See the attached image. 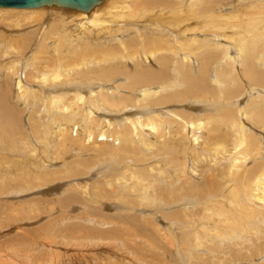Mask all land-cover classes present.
Masks as SVG:
<instances>
[{
    "label": "bare ground",
    "instance_id": "bare-ground-1",
    "mask_svg": "<svg viewBox=\"0 0 264 264\" xmlns=\"http://www.w3.org/2000/svg\"><path fill=\"white\" fill-rule=\"evenodd\" d=\"M0 264H264V0L0 8Z\"/></svg>",
    "mask_w": 264,
    "mask_h": 264
},
{
    "label": "water",
    "instance_id": "water-1",
    "mask_svg": "<svg viewBox=\"0 0 264 264\" xmlns=\"http://www.w3.org/2000/svg\"><path fill=\"white\" fill-rule=\"evenodd\" d=\"M101 0H0V8L37 9L56 3L59 6L87 11Z\"/></svg>",
    "mask_w": 264,
    "mask_h": 264
},
{
    "label": "rangeland",
    "instance_id": "rangeland-1",
    "mask_svg": "<svg viewBox=\"0 0 264 264\" xmlns=\"http://www.w3.org/2000/svg\"><path fill=\"white\" fill-rule=\"evenodd\" d=\"M43 8V7H42ZM57 9V8H56ZM58 10H65V9H58ZM67 11V10H66ZM72 12V11H70ZM156 19V18H155ZM165 19H168V16L165 17ZM158 24V23H156ZM159 25V24H158ZM161 26V25H159ZM163 27V26H162ZM100 31V29L92 36V37H95L101 41H104L103 43H99V45L96 46L95 48V51L94 52H90V51H87L86 53H84L83 56H90L92 53H95L96 55H98L99 57L102 56V55H109L111 54L112 52L114 51H119V49H116L115 46L113 44H109L107 41L103 40V39H100L103 37L104 34H98V32ZM125 31V30H124ZM124 31H122L120 33V36H123L124 35ZM103 32V31H102ZM156 33L158 32H151L150 30H147V34L150 35V37H153V35H155ZM234 35V34H233ZM235 36V35H234ZM236 37V36H235ZM136 42V41H135ZM134 42L129 44V46H133ZM73 59H76V57H74ZM213 225H217V221L213 222ZM234 228H231V230H228V231H224L225 232V235H224V238H227V239H230L233 243H237V241L240 239L236 236L234 230ZM236 231H237V227H235ZM240 235H241V232L239 230L238 232ZM244 238L246 236H243Z\"/></svg>",
    "mask_w": 264,
    "mask_h": 264
}]
</instances>
